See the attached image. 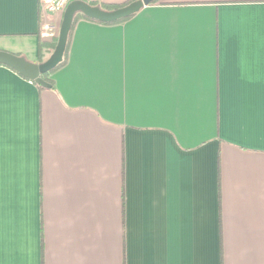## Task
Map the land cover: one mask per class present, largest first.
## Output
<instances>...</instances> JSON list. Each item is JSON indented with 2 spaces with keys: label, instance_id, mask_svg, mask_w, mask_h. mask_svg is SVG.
Instances as JSON below:
<instances>
[{
  "label": "crops",
  "instance_id": "crops-1",
  "mask_svg": "<svg viewBox=\"0 0 264 264\" xmlns=\"http://www.w3.org/2000/svg\"><path fill=\"white\" fill-rule=\"evenodd\" d=\"M57 37L0 0V52ZM49 79L0 65V264H264V0L80 19Z\"/></svg>",
  "mask_w": 264,
  "mask_h": 264
},
{
  "label": "water",
  "instance_id": "water-1",
  "mask_svg": "<svg viewBox=\"0 0 264 264\" xmlns=\"http://www.w3.org/2000/svg\"><path fill=\"white\" fill-rule=\"evenodd\" d=\"M155 1L156 0H135L124 7L112 11H104L99 7H92L83 1L71 2L63 13L58 31L57 43L48 59L40 64H34L26 61L23 57L0 52V65L15 71L25 79L34 82L42 88H50L40 77L52 72L58 64L61 63L66 47L67 36L71 29L75 14H81L88 19L100 23L112 24L131 17L138 13L143 7Z\"/></svg>",
  "mask_w": 264,
  "mask_h": 264
},
{
  "label": "trees",
  "instance_id": "trees-1",
  "mask_svg": "<svg viewBox=\"0 0 264 264\" xmlns=\"http://www.w3.org/2000/svg\"><path fill=\"white\" fill-rule=\"evenodd\" d=\"M135 0H128L126 1L125 3L121 4V5H106V4H98L97 2H88V4L92 7H99L100 9L104 10V11H112V10H116L118 8H121L125 5H128L129 3L133 2ZM159 0H156L155 2H153L152 4H155L156 2H158ZM133 16V15H132ZM131 16V17H132ZM130 18V17H129ZM129 18L127 19H124V20H120L116 23H120V22H125L126 20H128ZM80 19H84V20H88V21H92V22H95V23H98V24H103V25H110V24H104V23H100V22H97V21H94V20H91V19H88L86 17H84L83 15L81 14H75L74 17H73V20H72V25H71V29L68 33V36H67V41H66V47H65V51L63 53V58H62V61L60 64H58V66L55 68V70H57L58 68L62 67L66 60H67V52H68V48H69V44H70V40H71V35H72V32H73V29L75 27V24L78 20ZM114 24V23H112ZM56 43H57V39L53 42H51L50 44H46V43H41L39 44V47H38V57H39V63H42L44 62L49 56L50 54L54 51L55 49V46H56ZM53 70V71H55ZM52 71V72H53ZM50 72V73H52ZM50 73L48 74H45V75H42L40 78L45 81L49 86L50 88L53 87V83L52 81L49 79V76H50ZM39 89H42L41 87H39Z\"/></svg>",
  "mask_w": 264,
  "mask_h": 264
},
{
  "label": "built area",
  "instance_id": "built-area-1",
  "mask_svg": "<svg viewBox=\"0 0 264 264\" xmlns=\"http://www.w3.org/2000/svg\"><path fill=\"white\" fill-rule=\"evenodd\" d=\"M74 1L89 0H39L41 37L44 41H50L58 36L59 28L52 25L48 20L49 16L56 15L62 20L63 13L67 6Z\"/></svg>",
  "mask_w": 264,
  "mask_h": 264
}]
</instances>
